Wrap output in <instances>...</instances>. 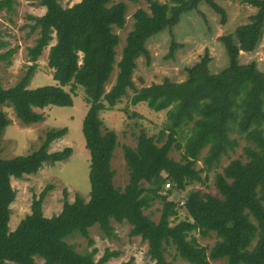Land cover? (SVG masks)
<instances>
[{
  "label": "trees",
  "instance_id": "obj_1",
  "mask_svg": "<svg viewBox=\"0 0 264 264\" xmlns=\"http://www.w3.org/2000/svg\"><path fill=\"white\" fill-rule=\"evenodd\" d=\"M128 1L136 4L141 0ZM145 1L149 13L139 10L135 14L134 30L116 64L118 73L109 91L106 84L114 71L119 43L113 28L124 27V4L108 7L110 0H80L64 9L58 0H39L44 14L29 17L31 30H38L34 45L27 49L31 64L14 86L6 89L0 80V152L1 137L9 124L2 107H11L23 124H35L43 119L40 110L71 107L72 96L81 87L88 106L82 133L90 156V194L88 201L80 195L71 203L65 198L61 211L47 218L42 212L44 190L33 198L30 214L10 231V207L16 198L11 179L35 175L44 164L69 158L70 149L48 152L51 143L62 138L67 129L46 132L41 146L30 154L0 158V264H36L37 258L43 264H106L118 253L106 250L95 260L96 249L79 253L66 240L79 236L92 246L89 229L94 226L111 239L112 221L131 227L129 235L146 243L153 264H174L165 257L169 248L188 264H264V73L255 63L242 64L239 59L242 53L255 52L263 36L264 0L246 1L256 14L232 34L219 37L229 58V65L219 73L209 72L212 59L206 53L186 70L184 81L165 80L137 90L133 81L136 61L149 58V39L171 30L182 14L197 10L201 3L224 20V11L213 0ZM14 2L0 0V10L11 12ZM4 45L0 41V64L9 63L16 53V49L2 53ZM47 47V66L55 84L28 88ZM129 90L134 91L131 105L144 103L153 112L164 111L166 121L156 137L141 131L136 148L124 147L129 180L121 190L114 187L111 169L117 137L113 131L102 132L100 113L113 109ZM232 132L253 147H244L245 163L231 161L216 174L214 187L220 197L192 191L181 205L170 200L168 193L171 196L172 191L183 192L193 182L203 183L201 172L212 169L237 147V140L230 137ZM182 139L184 145L179 143ZM206 146L205 169L196 170ZM173 148L182 150L178 162L169 157ZM165 184L171 190L163 195ZM155 202L161 205L157 222L144 214ZM181 209L188 219L172 224ZM194 234L202 238L214 235L217 240L207 249ZM121 264H132V259Z\"/></svg>",
  "mask_w": 264,
  "mask_h": 264
},
{
  "label": "rangeland",
  "instance_id": "obj_2",
  "mask_svg": "<svg viewBox=\"0 0 264 264\" xmlns=\"http://www.w3.org/2000/svg\"><path fill=\"white\" fill-rule=\"evenodd\" d=\"M13 10L7 12L0 10V41L5 45L1 52L5 53L16 49V53L10 62L0 64V80L4 88H10L20 81L31 64L27 57V49L32 47L38 38V30L32 31L33 21L29 17H40L45 9L39 4V0H14ZM80 0H58L64 9L73 6ZM165 3L166 0H158ZM248 0H213L224 11V20L221 14L214 11L206 3H201L197 10L182 14L177 25L171 30H164L146 43L149 58L140 57L136 61V69L133 81L137 90L152 84H160L165 80L182 82L186 79V70L196 64L206 53L212 59L208 65L211 74H217L229 65V58L223 44L218 40L221 36L232 34L238 26L249 23L251 16L256 14V9L246 3ZM122 3L126 7L125 24L122 29L113 28V33L118 36L119 43L115 49V65L106 91L114 85L118 69L116 64L120 61L126 46L128 35L134 30L135 14L139 10L149 13L147 1L131 3L128 0H110L108 7ZM52 42L51 44H53ZM50 44V45H51ZM48 48L37 61V69L28 88L34 89L42 86L54 85L52 71L47 66ZM240 63H255L259 72L264 73V33L255 52L242 53ZM70 87H66L69 91ZM134 91L129 90L113 109L100 113L103 127L102 132L113 131L117 137V146L111 160V169L114 171L113 184L117 189L123 190L129 180L128 168L124 160V147L136 148L137 137L143 131L147 136L156 137L166 121V112H153L146 104L131 105V97ZM73 105L71 107H50L38 111L42 115V121L25 125L19 121L11 107H2L9 124L1 137L0 158L9 160L24 156L36 151L42 144L46 132L50 130L67 129V133L60 139L51 143L48 152L57 153L65 149L71 150V155L64 161L54 164H44L35 174L25 176L21 180L11 179V185L16 192L15 201L12 203L9 229L13 231L19 222L28 214L34 197L47 190L42 203L43 215L50 218L57 215L61 209L63 200L73 202L76 195H80L85 201L89 200L90 183L88 178L90 156L85 148V140L82 133L83 120L88 106L85 102L83 89L75 90ZM188 132V128L185 129ZM185 135L187 137V134ZM232 139L238 142L237 147L227 155L222 156L217 165L209 171L200 174L203 183L193 182L185 191L168 193L171 190L166 184L163 195H169V199L179 202L181 205L190 192H200L220 197L214 187L216 174H221L223 169L234 160L246 162L244 147H253L247 144L237 133H230ZM184 145L185 139L179 140ZM208 146L199 154L196 170L205 169L203 158L206 156ZM182 150L173 148L169 157L175 161L181 160ZM161 205L155 202L144 214L157 222ZM188 215L184 209L178 211L172 224L187 220ZM113 237L105 238L94 226L89 229V238L93 245H88V240L76 236L66 241L75 246L79 253L97 250L95 260H98L106 250L118 253L116 258L110 259L106 264H121L132 259V264H153L147 255V245L141 242L139 237L129 235L131 227L126 224L111 222ZM199 244L210 249L216 242V237L211 235L202 238L194 234ZM166 260L174 264H188L181 260L174 249L169 248ZM36 264H43L40 259H35ZM210 264H224V261H212Z\"/></svg>",
  "mask_w": 264,
  "mask_h": 264
},
{
  "label": "built area",
  "instance_id": "obj_3",
  "mask_svg": "<svg viewBox=\"0 0 264 264\" xmlns=\"http://www.w3.org/2000/svg\"><path fill=\"white\" fill-rule=\"evenodd\" d=\"M168 186V185H167Z\"/></svg>",
  "mask_w": 264,
  "mask_h": 264
}]
</instances>
